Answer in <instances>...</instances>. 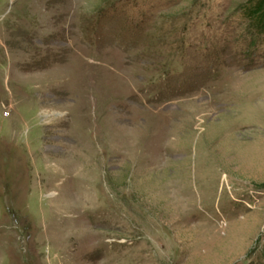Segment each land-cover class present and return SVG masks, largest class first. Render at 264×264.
I'll use <instances>...</instances> for the list:
<instances>
[{
  "label": "rangeland",
  "instance_id": "1",
  "mask_svg": "<svg viewBox=\"0 0 264 264\" xmlns=\"http://www.w3.org/2000/svg\"><path fill=\"white\" fill-rule=\"evenodd\" d=\"M0 264H264V0H0Z\"/></svg>",
  "mask_w": 264,
  "mask_h": 264
}]
</instances>
